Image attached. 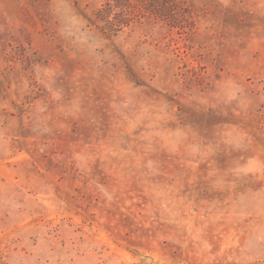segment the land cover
<instances>
[{
  "label": "rangeland",
  "instance_id": "rangeland-1",
  "mask_svg": "<svg viewBox=\"0 0 264 264\" xmlns=\"http://www.w3.org/2000/svg\"><path fill=\"white\" fill-rule=\"evenodd\" d=\"M105 1L0 0V264H264V0Z\"/></svg>",
  "mask_w": 264,
  "mask_h": 264
},
{
  "label": "trees",
  "instance_id": "trees-1",
  "mask_svg": "<svg viewBox=\"0 0 264 264\" xmlns=\"http://www.w3.org/2000/svg\"><path fill=\"white\" fill-rule=\"evenodd\" d=\"M142 18L158 19L184 28V23H187V0H106L95 11L91 23L101 22V32L113 36L123 26Z\"/></svg>",
  "mask_w": 264,
  "mask_h": 264
}]
</instances>
